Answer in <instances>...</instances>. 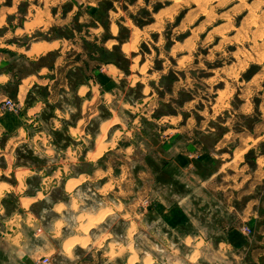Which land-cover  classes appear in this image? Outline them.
<instances>
[{
	"label": "rangeland",
	"instance_id": "1",
	"mask_svg": "<svg viewBox=\"0 0 264 264\" xmlns=\"http://www.w3.org/2000/svg\"><path fill=\"white\" fill-rule=\"evenodd\" d=\"M61 37L84 48L86 64L105 68L113 75L109 86L115 97L108 107L102 108L101 115L110 117L113 110L117 115L104 125L98 151L106 147L103 143L108 134L110 137L115 132V139L119 138L122 147L134 145L129 150L137 155L139 167H155L159 172L163 142L169 136L175 140L191 139L204 147L219 140L228 141L219 150L227 157V153L233 155L235 151L234 169H228L226 174L242 172L239 178L229 180L236 186L235 222L251 228L249 233L243 230L247 237L244 247L250 250L242 247L236 250L244 255L239 264H264V253L254 260L259 250L264 251V178L258 184L254 178L256 169L264 176V0H0V62L3 53L10 54L7 69L16 75L10 94L16 91L20 76L34 65L51 66L58 54L50 51L36 61L18 55L12 48ZM70 52L74 54L76 49ZM79 57L77 53L74 58ZM1 104L2 101L0 111L5 109ZM96 120L92 129L97 127ZM114 121L118 125L107 130ZM181 124H187V130L180 131ZM242 133L247 136L245 140ZM21 156L40 162L28 149ZM80 167L94 166L86 162ZM197 168L200 173H207L203 167ZM246 174L251 177L242 184ZM158 178L171 183V192L186 191L183 184L164 171ZM29 181L37 184L38 179ZM254 184V192L240 195ZM62 186L61 182L50 189L48 200L38 201L32 210L46 214L44 210L50 208L53 200H66L68 196ZM136 186L145 193L144 184L138 182ZM91 187L88 184L83 191L88 192ZM251 198L259 203L254 223L248 225L238 211ZM16 199L15 194L5 199L9 213ZM204 199L209 204L210 195L200 198V203ZM97 203L99 198L89 205L98 207ZM145 210L140 205V213ZM146 213L140 216L144 222L139 226L138 247L154 250L159 258L156 264H165L162 251L166 250L158 242L161 235L150 236L146 229V222L154 220L155 215ZM107 222L115 231L123 229L120 217ZM82 227L87 231L86 226ZM183 231L178 229V235L182 236ZM156 232L162 233L163 227ZM59 233L60 237L48 251L50 261L40 264H128L125 256H113V249L109 253L106 247L90 249L84 241V247L73 248L76 238L69 249L62 248L66 234ZM148 235L158 242L154 248L148 242ZM181 246L183 252H168L172 258L166 264H172L176 257L184 259L188 247ZM4 255L3 252L0 256V264H9ZM221 263L236 264L235 261ZM137 264L144 262L140 260ZM199 264L211 262L203 259Z\"/></svg>",
	"mask_w": 264,
	"mask_h": 264
},
{
	"label": "crops",
	"instance_id": "2",
	"mask_svg": "<svg viewBox=\"0 0 264 264\" xmlns=\"http://www.w3.org/2000/svg\"><path fill=\"white\" fill-rule=\"evenodd\" d=\"M34 45L40 46V50L32 52ZM44 46L47 47L44 49ZM72 48L76 49L74 54L70 52ZM12 49L36 61L50 51L58 54L51 66L34 65L20 76L14 94L9 93L16 76L7 69L10 54L3 53L0 62V102L12 95L21 105V111H0V250L9 264H40L44 256H49V248L60 237L59 232L66 234L63 242L76 238L73 248L84 247V241L90 249L106 247L107 253L113 249V256H125L128 264H137L140 260L144 264L148 260L149 264H156L159 258L154 250H143L137 244L139 226L144 222L140 216L146 212L155 215L154 220L146 222V229L150 236L161 235L158 242L166 250L162 251L165 264L172 258L168 252L180 253L181 245L188 247L184 259L176 257L172 264H199L203 259L211 264L243 261V253L236 250L250 249L244 247L246 234L235 222L236 186L229 181L239 178L242 172L226 174L228 169H234L235 151L233 155L227 153L228 157L219 152L228 141L219 140L213 146L204 147L191 139L175 140L169 136L163 142L159 172L155 167H139L137 155L129 150L134 145L122 147L119 138L115 139V132L110 137L108 134L103 151L91 156L98 151L104 125L117 115L112 108L110 117L101 115L102 108L108 107L115 97L109 86L113 75L105 68L86 64L84 48L64 37L40 39ZM77 53L81 57L74 58ZM95 120L98 124L92 129ZM118 123L112 122L107 130L111 131ZM179 130H187V124H181ZM25 149L40 162L24 159L21 152ZM86 162L94 167H80ZM198 166L207 173H200ZM163 171L183 184L186 191L171 192V183L158 178ZM250 177L251 174H246L242 184ZM34 178L38 179L37 184L29 181ZM254 178L258 184L264 176L256 169ZM61 182L68 198L53 200L50 208L44 210L46 214L33 211L32 205L48 200L50 189ZM138 182L146 186L145 193L137 188ZM88 184L93 187L83 191ZM255 184L240 195L254 192ZM10 194H15L17 199L9 213L5 199ZM204 195H210L209 204L205 199L200 203ZM144 196L153 201L140 213ZM95 198H99L98 207H90ZM258 203V199L251 198L238 211L239 217L248 221L245 224L254 223ZM101 212L103 218L92 221L90 217H99ZM113 217L122 219V230L115 231L109 226L107 220ZM82 224L87 231H83ZM160 226L162 233L156 232ZM178 229L184 230L182 236L178 235ZM149 235L148 242L154 248L158 242ZM262 253L259 250L253 254L254 260Z\"/></svg>",
	"mask_w": 264,
	"mask_h": 264
},
{
	"label": "built area",
	"instance_id": "3",
	"mask_svg": "<svg viewBox=\"0 0 264 264\" xmlns=\"http://www.w3.org/2000/svg\"><path fill=\"white\" fill-rule=\"evenodd\" d=\"M1 107L2 108H5V109H13V110H16V111H19L21 109V106L20 104L12 97H5L3 100H2V104H1ZM152 198L148 197V196H144L142 198V201H141V205L143 206V209H146L147 207H149L151 204H152ZM242 230L246 231V232H251V228L248 227V226H244L242 227ZM42 261L44 263H48L50 261V257L49 256H44Z\"/></svg>",
	"mask_w": 264,
	"mask_h": 264
},
{
	"label": "bare ground",
	"instance_id": "4",
	"mask_svg": "<svg viewBox=\"0 0 264 264\" xmlns=\"http://www.w3.org/2000/svg\"><path fill=\"white\" fill-rule=\"evenodd\" d=\"M54 46V45H53ZM47 46H44V47H42V48H46ZM48 48H50V47H48ZM126 49H128L129 47H127V45H126V47H125ZM132 48H134V47H132ZM40 50V46H35L34 45V47H33V49H32V51H34V52H36V51H39ZM128 50H130V48L128 49ZM104 129H105V127H104ZM105 135V134H104ZM102 150H103V147H102V149H100L98 152H96V153H91L90 155L92 156V155H97V153H100V151L102 152ZM27 172V171H26ZM23 176V175H22ZM22 176H21V178H22ZM75 182V181H74ZM74 184V183H73ZM70 188V187H69ZM107 211V210H106ZM103 216H104V213H102L99 217H96V218H94L93 217V219H92V221H95V220H98V219H100V218H103ZM101 221V220H100ZM81 226V225H80ZM83 226V225H82ZM84 226H85V224H84ZM82 229H83V227H82ZM81 229V230H82ZM84 231V230H83ZM69 238H71V237H69ZM72 240H73V238H71L69 241H67L66 242V244H65V248H70V246H71V244H72ZM83 240V239H82ZM79 241V240H78ZM81 241V240H80ZM79 241V242H80ZM149 261V260H148ZM150 262V261H149Z\"/></svg>",
	"mask_w": 264,
	"mask_h": 264
},
{
	"label": "trees",
	"instance_id": "5",
	"mask_svg": "<svg viewBox=\"0 0 264 264\" xmlns=\"http://www.w3.org/2000/svg\"><path fill=\"white\" fill-rule=\"evenodd\" d=\"M118 65H120L119 63H118ZM3 254V252L0 250V256Z\"/></svg>",
	"mask_w": 264,
	"mask_h": 264
}]
</instances>
